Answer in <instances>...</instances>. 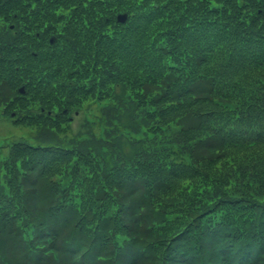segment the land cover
<instances>
[{"label":"trees","instance_id":"16d2710c","mask_svg":"<svg viewBox=\"0 0 264 264\" xmlns=\"http://www.w3.org/2000/svg\"><path fill=\"white\" fill-rule=\"evenodd\" d=\"M0 80V264H264V0H0Z\"/></svg>","mask_w":264,"mask_h":264},{"label":"rangeland","instance_id":"374dc122","mask_svg":"<svg viewBox=\"0 0 264 264\" xmlns=\"http://www.w3.org/2000/svg\"><path fill=\"white\" fill-rule=\"evenodd\" d=\"M74 57H79V55H75ZM58 70H60V68L55 66V71H58ZM12 78L13 76L10 77L9 81ZM4 83H5L4 81L0 80V114H1L0 116V149H3L4 152H6L9 150L7 146L11 147L14 143H17L18 141L23 140L27 136L31 135L32 132H30L31 130L30 128L32 127L27 126L26 124L21 122L20 111L18 107L19 103L16 100V92H18V88L20 84L13 86L15 87V93L11 91L12 98H8L7 96L3 94L4 93L3 91ZM55 85L57 84L54 83V86ZM48 86L54 92L55 90L54 86H51V84H48ZM53 94H55V92ZM53 94L50 96L51 98H53ZM20 95H23L24 99L28 101L33 98V96H29L27 94H20ZM36 103H40V106L44 107L40 111L43 117H48L53 120H57V113L59 112V107L55 104V102L49 101V102H36ZM32 107L35 108L36 106L33 105ZM73 113L75 114V111L71 113L70 117L74 118L72 122V128L74 129V131H76L77 129H79L80 122L83 118L80 115L74 116ZM57 137L60 139L63 136L62 134H59ZM246 200H251V199L249 197H246ZM118 219L123 220L121 216H118ZM67 257L68 258L65 257L61 259L62 264H90L91 263L90 261L82 260V258H79V257L78 258H71L69 256Z\"/></svg>","mask_w":264,"mask_h":264},{"label":"water","instance_id":"95a60500","mask_svg":"<svg viewBox=\"0 0 264 264\" xmlns=\"http://www.w3.org/2000/svg\"><path fill=\"white\" fill-rule=\"evenodd\" d=\"M117 19L119 22L124 23L127 19V15L126 14L119 15ZM22 91H23V89H22Z\"/></svg>","mask_w":264,"mask_h":264}]
</instances>
